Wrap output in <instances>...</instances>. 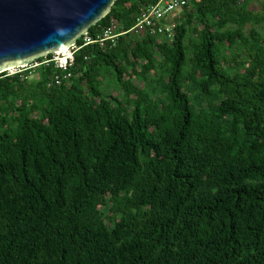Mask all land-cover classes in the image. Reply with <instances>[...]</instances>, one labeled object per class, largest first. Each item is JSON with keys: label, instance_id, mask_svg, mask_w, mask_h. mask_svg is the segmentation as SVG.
<instances>
[{"label": "trees", "instance_id": "trees-1", "mask_svg": "<svg viewBox=\"0 0 264 264\" xmlns=\"http://www.w3.org/2000/svg\"><path fill=\"white\" fill-rule=\"evenodd\" d=\"M251 1L189 0L171 43L127 35L66 72L48 54L0 74V264H264ZM152 3L115 0L88 34L127 31Z\"/></svg>", "mask_w": 264, "mask_h": 264}, {"label": "water", "instance_id": "water-1", "mask_svg": "<svg viewBox=\"0 0 264 264\" xmlns=\"http://www.w3.org/2000/svg\"><path fill=\"white\" fill-rule=\"evenodd\" d=\"M115 0H0V74L76 44Z\"/></svg>", "mask_w": 264, "mask_h": 264}, {"label": "built area", "instance_id": "built-area-1", "mask_svg": "<svg viewBox=\"0 0 264 264\" xmlns=\"http://www.w3.org/2000/svg\"><path fill=\"white\" fill-rule=\"evenodd\" d=\"M153 3L143 6L140 13L135 18L134 25L127 31H121L118 25L111 22L110 25L99 32V35L94 39L88 32L82 36L81 45H73L66 50V56L57 54L52 56L50 60L44 61L42 64H53L54 69L66 72L67 69L73 64V55L81 48L98 44L103 47L105 44L114 46L120 37L127 35H137L140 37L151 36L157 39V42L171 43L174 40V35L177 26L180 23L179 17L185 8L189 5V0H150ZM40 64L35 63L27 66H20L5 70L7 76H12L24 72L26 69L36 67ZM70 74L65 73L63 76L55 75L51 83L59 86L63 80L69 78Z\"/></svg>", "mask_w": 264, "mask_h": 264}, {"label": "rangeland", "instance_id": "rangeland-1", "mask_svg": "<svg viewBox=\"0 0 264 264\" xmlns=\"http://www.w3.org/2000/svg\"><path fill=\"white\" fill-rule=\"evenodd\" d=\"M259 7H260V0H252V1H251L250 8H252L253 10H258ZM257 30H258L261 34H264V28L259 27V28H257ZM56 55H57L56 53H53V54H52L53 57L56 56ZM63 56H65V54H63ZM43 57H44L43 60H45L46 57H45V56H43ZM36 62H37V60L34 59V60H32V61L30 62V64H31V65H34ZM36 78H37V76H36L34 73H32L31 75H29V77H28L29 80H34V79H36ZM135 83H136V82H135ZM106 92L111 93L112 95H115V94L117 93V90L114 89V88H109V89L106 90Z\"/></svg>", "mask_w": 264, "mask_h": 264}, {"label": "bare ground", "instance_id": "bare-ground-1", "mask_svg": "<svg viewBox=\"0 0 264 264\" xmlns=\"http://www.w3.org/2000/svg\"><path fill=\"white\" fill-rule=\"evenodd\" d=\"M66 52H67V50L66 49H63L59 54H65V56H66Z\"/></svg>", "mask_w": 264, "mask_h": 264}]
</instances>
